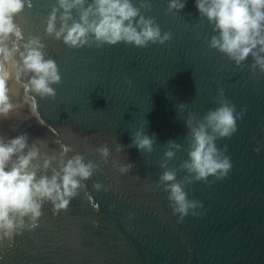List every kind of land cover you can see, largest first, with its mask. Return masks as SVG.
I'll return each instance as SVG.
<instances>
[{
    "label": "water",
    "instance_id": "obj_1",
    "mask_svg": "<svg viewBox=\"0 0 264 264\" xmlns=\"http://www.w3.org/2000/svg\"><path fill=\"white\" fill-rule=\"evenodd\" d=\"M53 3L34 0L17 20L26 36L40 34L57 60V94L37 97L35 113L24 103L0 117V134L27 132L30 140H48L50 149L59 148L55 141L61 139L102 170L86 181L87 195L81 190L67 210L55 214L46 202L34 229L0 246V264H264V149L254 151L257 142L264 143V73L250 69L251 56L241 68L209 47L212 26L200 17L195 0L177 12L166 10L167 0H153L145 13L172 39L144 47L118 42L71 48L44 33ZM220 88L238 111L247 106L237 132L217 140L220 148L228 145L233 167L225 178L187 184L189 197L203 202V215L179 221L167 192L157 186L164 151L169 140L184 146L168 165L183 179L185 119L189 112L202 118L217 107ZM22 96L23 88L13 100ZM180 103L188 107L181 111ZM145 121V132L155 135L152 152L131 143ZM105 143L112 150L107 164L95 151ZM113 157L134 166L121 174ZM96 181L110 187L98 192ZM130 211L136 213L131 220Z\"/></svg>",
    "mask_w": 264,
    "mask_h": 264
},
{
    "label": "clouds",
    "instance_id": "obj_2",
    "mask_svg": "<svg viewBox=\"0 0 264 264\" xmlns=\"http://www.w3.org/2000/svg\"><path fill=\"white\" fill-rule=\"evenodd\" d=\"M187 0H167V11L177 12ZM200 17L212 26L209 47L226 54L241 68L248 65L255 72L264 73V0H195ZM34 0H0V117L9 116L24 103L35 113L37 97H55L54 87L62 81L57 60L49 56L40 34L25 35L17 17ZM153 0H55L48 13L44 33L62 40L71 48L95 44L125 42L139 47L151 43L163 44L172 39L171 31L162 30L156 18L147 15ZM131 84V80L128 81ZM23 88L21 100H13ZM218 106L202 118L189 112L185 122L188 127L186 149L188 158L179 165L185 170L183 179L177 178V168L169 167L177 150L183 148L175 140L167 142L160 166L157 186H163L173 212L183 221L188 215L202 216L201 200L190 198L186 185L194 181H207L210 176L222 179L233 167L228 145L218 147L219 138H231L238 130V120L244 118L247 106L239 111L219 89ZM188 105L180 103L183 111ZM132 133L131 143L141 151L152 152L155 135L145 132L144 125ZM53 132L57 133L55 129ZM59 148L50 149L43 138L30 140L27 132L14 137L0 134V246L7 240L14 243L15 236L31 231L43 216V205L50 202L53 212L67 210L81 190L87 195L86 181L101 169L94 160H86L82 152L61 139L55 141ZM124 146L117 144L116 151ZM264 143L257 142L254 151L259 153ZM105 164L109 162L111 148L107 143L95 149ZM72 153L71 155H69ZM112 166L121 174L128 173L133 162L112 158ZM93 187L107 191L102 182ZM91 199V197H89ZM135 212L128 213L131 220ZM96 223V222H94ZM3 257L0 256V260Z\"/></svg>",
    "mask_w": 264,
    "mask_h": 264
}]
</instances>
